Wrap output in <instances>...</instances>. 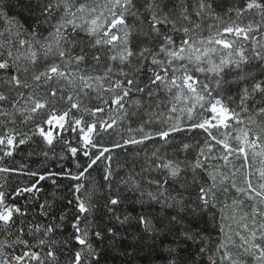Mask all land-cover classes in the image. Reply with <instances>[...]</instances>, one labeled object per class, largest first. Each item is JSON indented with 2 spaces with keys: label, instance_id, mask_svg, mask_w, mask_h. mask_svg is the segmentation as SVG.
<instances>
[{
  "label": "snow or ice",
  "instance_id": "obj_1",
  "mask_svg": "<svg viewBox=\"0 0 264 264\" xmlns=\"http://www.w3.org/2000/svg\"><path fill=\"white\" fill-rule=\"evenodd\" d=\"M0 264H264V0H0Z\"/></svg>",
  "mask_w": 264,
  "mask_h": 264
}]
</instances>
